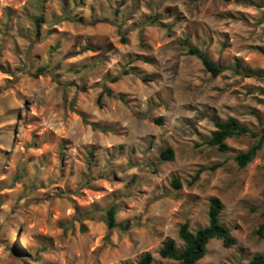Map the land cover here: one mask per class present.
Here are the masks:
<instances>
[{
    "label": "rangeland",
    "instance_id": "1",
    "mask_svg": "<svg viewBox=\"0 0 264 264\" xmlns=\"http://www.w3.org/2000/svg\"><path fill=\"white\" fill-rule=\"evenodd\" d=\"M119 2L0 0V264H128L146 251L177 264L162 242L182 247L185 220L205 226L211 196L237 242L212 239L196 264H247L264 254V146L240 168L251 136L227 152L204 139L213 117L258 128L264 116V78L232 70L264 69V0ZM186 37L224 71L207 72Z\"/></svg>",
    "mask_w": 264,
    "mask_h": 264
},
{
    "label": "trees",
    "instance_id": "2",
    "mask_svg": "<svg viewBox=\"0 0 264 264\" xmlns=\"http://www.w3.org/2000/svg\"><path fill=\"white\" fill-rule=\"evenodd\" d=\"M231 1V0H224ZM127 0H120L118 8L123 6ZM152 24L156 23V20L150 21ZM166 26V25H165ZM140 36L142 38V29H140ZM124 40V39H123ZM181 44L187 49L189 54L195 55L199 58L207 72L212 76H218L223 71V66L213 60L207 52L190 43L189 38L186 37ZM44 70V69H42ZM233 73L241 77H255L264 78V69H253L244 66L240 60H236L233 65ZM129 71L123 69L118 75L111 78L112 81L117 80L123 74H128ZM147 79L146 77L143 78ZM107 92L111 95L110 90ZM264 95V90H260ZM117 98L124 99V95H115ZM102 94L99 96L98 104L101 107ZM264 103V98L261 99ZM256 114V110L251 111ZM162 121V119H157ZM214 129L211 130L210 135L204 139V143L210 146H216L220 151L227 152L230 146L227 140L231 137L249 135L253 138L252 144L243 151H239L234 159L240 168L247 166L257 156L258 152L264 146V116L259 118V127L254 128L242 123L235 116H228L227 118H220L218 116L213 117ZM94 128H100L93 124ZM106 130V128H100ZM161 159H173L174 150L172 147H167L161 151ZM215 167V165L213 166ZM197 176V175H196ZM196 178V177H195ZM173 185L176 188L181 186V181L178 178L172 180ZM224 208L222 200L218 196H211L209 198V210H208V223L205 226H201L195 230L190 228L188 220L182 222L179 226V236L184 241L182 247L178 246L176 240L167 236L162 245L159 248V255L162 258H170L177 262V264H196L207 253V245L212 239H219L222 241L225 247H230L237 242V239L232 235L231 229L221 221V213ZM118 208L115 204L105 209V219L109 230L117 228L119 223L117 222ZM263 221L259 225L257 234L260 238L264 239V209L262 211ZM84 229V228H82ZM154 256L150 251H146L137 262L128 264H152L154 262ZM247 264H264V254L255 253Z\"/></svg>",
    "mask_w": 264,
    "mask_h": 264
}]
</instances>
